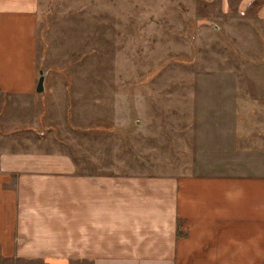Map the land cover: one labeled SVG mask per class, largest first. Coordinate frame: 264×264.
<instances>
[{
    "label": "rangeland",
    "instance_id": "1",
    "mask_svg": "<svg viewBox=\"0 0 264 264\" xmlns=\"http://www.w3.org/2000/svg\"><path fill=\"white\" fill-rule=\"evenodd\" d=\"M228 18L208 0H39L45 89L0 95V143L103 173L236 172L239 146L264 145V24Z\"/></svg>",
    "mask_w": 264,
    "mask_h": 264
},
{
    "label": "crops",
    "instance_id": "2",
    "mask_svg": "<svg viewBox=\"0 0 264 264\" xmlns=\"http://www.w3.org/2000/svg\"><path fill=\"white\" fill-rule=\"evenodd\" d=\"M208 1L264 24V0ZM38 13L39 0H0V95L37 93ZM255 144L239 146L236 172L123 174L0 143V264H264Z\"/></svg>",
    "mask_w": 264,
    "mask_h": 264
},
{
    "label": "water",
    "instance_id": "3",
    "mask_svg": "<svg viewBox=\"0 0 264 264\" xmlns=\"http://www.w3.org/2000/svg\"><path fill=\"white\" fill-rule=\"evenodd\" d=\"M45 76L46 73L41 69L38 75V81L36 85L37 92H42L45 89Z\"/></svg>",
    "mask_w": 264,
    "mask_h": 264
}]
</instances>
